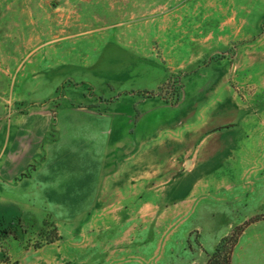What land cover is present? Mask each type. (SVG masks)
I'll list each match as a JSON object with an SVG mask.
<instances>
[{"label": "rangeland", "instance_id": "obj_1", "mask_svg": "<svg viewBox=\"0 0 264 264\" xmlns=\"http://www.w3.org/2000/svg\"><path fill=\"white\" fill-rule=\"evenodd\" d=\"M151 53L184 68L156 96L176 97L200 68L229 75L251 157L234 161L213 202L141 209L98 229L60 232L2 202L0 264H207L239 227L231 264H264V220L250 223L264 215V0H0V148L6 121L55 117L65 95L100 97L102 78L131 77Z\"/></svg>", "mask_w": 264, "mask_h": 264}, {"label": "crops", "instance_id": "obj_2", "mask_svg": "<svg viewBox=\"0 0 264 264\" xmlns=\"http://www.w3.org/2000/svg\"><path fill=\"white\" fill-rule=\"evenodd\" d=\"M151 54H139L129 78H102L100 97L65 95L55 117L47 109L6 121L0 205L72 232L213 202L234 161L252 154L238 93L210 66L183 74L176 103L156 96L184 68Z\"/></svg>", "mask_w": 264, "mask_h": 264}, {"label": "trees", "instance_id": "obj_3", "mask_svg": "<svg viewBox=\"0 0 264 264\" xmlns=\"http://www.w3.org/2000/svg\"><path fill=\"white\" fill-rule=\"evenodd\" d=\"M151 95L154 94L150 93V96ZM260 220H264V215H260L256 217L250 223H254ZM243 231H244L243 228L239 227L237 228V230L233 231L228 236L224 237L217 245L215 251L213 252L207 264H231L234 249Z\"/></svg>", "mask_w": 264, "mask_h": 264}, {"label": "built area", "instance_id": "obj_4", "mask_svg": "<svg viewBox=\"0 0 264 264\" xmlns=\"http://www.w3.org/2000/svg\"><path fill=\"white\" fill-rule=\"evenodd\" d=\"M162 97H165V95H163ZM167 99L170 101V102H172V103H176L177 101H178V95L175 97V95H173V94H168L167 95ZM173 97H175V98H173Z\"/></svg>", "mask_w": 264, "mask_h": 264}]
</instances>
